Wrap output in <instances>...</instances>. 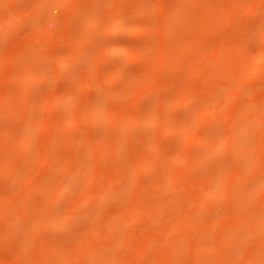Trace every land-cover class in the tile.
<instances>
[{"label":"bare ground","instance_id":"6f19581e","mask_svg":"<svg viewBox=\"0 0 264 264\" xmlns=\"http://www.w3.org/2000/svg\"><path fill=\"white\" fill-rule=\"evenodd\" d=\"M42 1L40 6L44 3ZM148 1H58V6L70 9L71 17L65 16L64 22H75V30L70 34H56L51 18L46 28V38L39 36L47 44L57 41L71 46L67 56L56 59L55 71L48 68L50 54L46 55L45 61L42 60L40 65L34 62V45L40 40H37L35 29L23 38V44L31 47L29 64L8 74V77L2 74L4 67L10 61L14 63L20 60L17 58L18 51L6 53L0 49V78H8L20 86L19 92L18 89L9 92L6 90L5 93L0 90L1 107L12 103H20L21 106L24 103L23 96H28L35 82L48 84L49 81L51 83L52 80L66 77L69 78V88L65 94H60L58 98L57 93L48 92L44 97H36L33 103H66L70 108H76V112L69 111L68 116L64 114V118L56 120L60 133L54 134L51 130L52 136L40 153L52 168L53 174L44 196L47 210L38 212L37 217H41L36 218L38 226L55 230L67 227L74 216L85 213L90 203H103L114 189L121 193L120 190L129 191L131 188V194L132 190L134 194L137 190H143L144 193L140 195H145L139 199L135 196L134 200L131 196L125 198L129 200H125L104 220L102 218L98 226L93 224L87 232V239L94 238V241L89 248L82 243L77 248L75 245L76 250L72 253L76 259L65 254L66 260L64 249L58 246L55 248L56 244L48 243L43 249L40 248L41 256L35 257L36 262L41 260L40 264H52V260L57 257L54 262L56 264H181L178 263L180 259H185L180 261H186L187 264H264V132H260L264 128V107L258 108V105L264 106V66H256L260 62H263L260 65H264V20H257L264 18V15L258 16L264 12V0ZM152 1L153 5H149ZM14 5L15 0H0V42L6 28L11 25L13 29L22 15L16 13ZM148 9L155 12L149 14L156 21L152 28L147 25L148 20L142 21L141 29V24L135 25L134 19H129L138 16L142 18ZM29 11L32 15V6ZM246 16L250 18L247 19ZM154 21L150 20L149 23ZM149 25L152 26V23ZM138 28L139 32L147 31L148 36L156 38L149 37L151 39L148 42L151 43L140 48L124 50L130 52L126 51L130 55V61H144L146 67L142 73L135 75L136 78H128L131 80L125 83L127 96L121 102L125 103L124 110L113 111L100 107L105 103L102 99L105 95L107 97L109 86L118 80L116 64L107 63L106 59L119 53L125 54L123 48L109 47L100 38L118 36ZM207 37H210V41L215 40L213 45L206 42ZM188 54L194 57L188 60ZM82 57L86 58V63L70 75L66 67L81 63ZM251 82H260L262 85L256 90L261 92L249 93L244 99L246 85ZM96 89L101 94L99 101L93 103H104L99 104L100 106L96 104L97 107L94 105L92 108H82L84 103H89L84 99L85 94ZM159 90L163 93L161 98L158 92L160 98L155 102L159 105L154 107L157 109H152L153 113L150 111V115L142 116L137 112L138 103L155 93L157 95ZM196 98L205 101L207 107L201 108L199 112L194 111L193 116L188 115L192 118L183 120V126L178 125L179 120L175 119L172 110L177 105L179 107V104L191 103L192 100L196 102ZM218 103L223 104V110ZM241 103L243 105L240 109ZM253 104L258 108L256 111L252 109ZM99 107L104 108V114ZM20 117L23 119V116ZM26 118L22 132L21 129L12 128L11 137L2 138L9 131L4 132L3 127L0 128V175L5 173L8 160L17 151H28L32 144L35 125L30 116L26 115ZM100 118L110 129H115V133L108 131L107 134L100 135L102 137L99 136L101 140L94 142L82 140L81 151L77 154L70 152L74 146V141H70L69 152L59 154L57 159L56 155H52L53 147L64 140L61 130L63 134L72 130H88ZM50 123L52 121L44 123L46 128ZM213 123L217 127L220 123L221 130L215 131ZM138 127L155 129L150 134L154 136L151 139L148 136L138 137L137 143V136L133 132ZM257 128L259 134L257 140H254L256 142H252L254 144L249 145L240 140L242 134L248 136ZM109 132L111 133L108 134ZM172 135L177 139L176 145L170 146L171 149H164V139ZM8 137L10 146L6 144ZM197 147L202 150L197 151ZM222 152L229 156L227 164L218 156ZM116 155L122 156L116 167L111 171H103L106 169L103 165L106 166ZM215 156L224 164L214 161ZM105 161L107 163H103ZM16 162V159H12L14 166ZM205 167L209 170L204 171ZM145 172L147 174H143ZM148 173L152 176L151 180H154H149L152 183L148 186L137 183L139 185L134 184L128 188L136 180L144 181V177L150 175ZM138 177L143 179L139 180ZM190 177H196V180H190ZM78 182L83 183V188H80L83 190L81 193L80 189L74 193ZM93 184L98 187L94 188ZM68 192H71L72 198L65 213L53 216L49 208L52 209L57 202L63 200ZM162 192H167L168 195L161 198ZM20 197L18 195L13 198L11 216L7 213L9 208H6V200H0V218L3 216L4 223H9L10 219L14 222V219L16 221L23 216ZM221 201L225 205L217 207V202L222 203ZM17 203L19 207L15 208ZM98 210L99 208H91L94 222L98 217ZM214 210H218L217 215ZM202 212L211 213L206 216ZM143 217H148L149 226H144L143 222L135 231L129 222L134 219L137 222L139 218L140 221L145 220ZM125 222L129 224L124 225ZM37 227L35 226V230ZM1 231L3 235V230ZM121 241V249H114ZM111 248L117 252L112 253L116 255L113 259V255L108 256ZM127 248L130 250L129 255ZM237 249H241L240 253ZM86 254L89 258L84 260ZM7 260L0 258V264H16Z\"/></svg>","mask_w":264,"mask_h":264},{"label":"rangeland","instance_id":"374dc122","mask_svg":"<svg viewBox=\"0 0 264 264\" xmlns=\"http://www.w3.org/2000/svg\"><path fill=\"white\" fill-rule=\"evenodd\" d=\"M58 1H60V0H46V1L43 0L42 2H44L45 4L43 3L40 6L41 0H15L14 8H15V10H17L16 13H18V14L22 13V15H21V17L18 18V21L16 22L17 24L13 27V29H12L11 25H9L8 28H6V33L0 42V49L5 50L6 53H11L13 50L18 51L17 58L20 60H17V62H14V63H12L11 61L9 63H7L4 67V72L2 73L3 75H7V77H8V74L15 73L21 67L24 68L25 65L29 64L30 56H31V53H30L31 47L29 44H26V45L23 44V38L27 34L29 35L31 30H34V29L36 30L37 40L40 39L39 36L42 38L43 37L46 38L45 37L46 28H47L48 22L51 18L53 19V30L56 32V34L57 33L59 35L65 34V33L70 34L75 30V22H70V23L64 22L65 16L67 18L71 17L70 9L66 8L65 6L64 7L58 6L57 5ZM200 2H201V0H200ZM153 3L154 2L152 1V3H150L149 5H153ZM31 6L33 7L32 15H30V11H29ZM151 7L154 9V6H151ZM9 9L11 11V7ZM149 10H152V9H148V11H147V12H149L148 15L155 13V12H150ZM0 12H1V10H0ZM147 12H145L144 14H147ZM84 13H86V11ZM144 14H143L142 18L140 16H138V17H135V18L132 17L129 19H134L133 22L135 25L143 23L144 20H148L147 25L150 26V28H152L153 23L155 24L156 21L153 20L154 18L152 19V15L144 16ZM84 15H86V14H84ZM249 15H251V14H249ZM263 15H264V12L262 15L258 14V16H260V17ZM245 18L248 19L250 17L246 16ZM254 18L255 17H253V18L251 17V19H254ZM150 20L154 21V22H151L152 26L149 25V24H151V23H149ZM257 20L262 21V20H264V18H262V19L257 18ZM249 21H247V22L249 23ZM252 21H254V20H252ZM261 21H259V23ZM145 23H146V21H145ZM256 24H257V21H256ZM142 25L143 24H141V27H139V28L143 29ZM254 25H255V23H254ZM139 28L137 30L132 31V32H130L131 30H129L128 32L122 33L118 36L110 35V36H104V37L100 38V41L102 43L108 44L109 47L123 48L122 50L125 52V54L121 53V55H119L120 54L119 53L118 55L110 56L109 58L106 59L107 63L109 62L112 64H116V67L118 69V80L109 86V89L107 91L108 99H107L106 95H105V97H103L104 99H102L105 102V103L103 102L104 105L100 106L99 104H103L100 102H99V104L93 103L96 100L99 101V95L101 94V92L96 89V90H90L85 94L84 99L87 100L89 103H84L82 108H92L94 105H95V107H97V105H99L100 107L104 106L105 109L110 108L113 111H121V110H124L126 108L125 103H121L125 99V97L127 96V95H125L126 94V90L124 88L125 83L128 80L129 81L131 80L128 78L134 79V78H136L135 77L136 74L138 75V73H140V72L142 73V71H144V68L146 67V64L144 63V61H141V60H139V61H132L131 60L130 61V55L127 53L129 51L124 50V49L128 48V49H131V51H132V49H134V48H140V47L146 45L147 43H151L148 41L151 39L149 37H151L152 35L148 36L149 35V34H147L148 32L147 31L143 32L144 30L139 32V30H140ZM174 29H176V28H174ZM135 31H138V32H135ZM176 31H178V30H176ZM173 33H175V32H173ZM179 34L181 35V33H179ZM172 36H174V35H172ZM178 36L179 35H177V37ZM210 36H212V35H210ZM213 36H215V35H213ZM175 37H176V35H175ZM152 38H156V36L155 37L152 36ZM208 38H210V37H207L206 42L210 43V46L213 45V41H215V40L210 41ZM213 38H215V37H213ZM153 40H155V39H153ZM153 40H152V42H155ZM20 41H21V45H19ZM34 47H35L34 48V57H35L34 62L36 61L37 64L40 65L42 60H44V58L46 59V55L50 54L49 55V67L48 68H50L52 71L56 70V59H60L64 56H67V54L70 52V48H71L69 43L66 44V43H62V42L59 43L57 41H54L50 44H47L46 40H41V39L39 41H36V45H34ZM126 54H128V55H126ZM187 57L188 58H186V59L189 60V58L191 59L194 56H192V54H188ZM259 59H261V58H259ZM85 63H86V58L82 57L81 63L74 64L72 66L68 65L66 67L68 73H70V75H73L72 73H75L77 70H79L80 67L83 66ZM257 63H259V62H257ZM262 63L263 62H260V64H262ZM260 64H257L256 66H264V65H260ZM180 72L181 71H179L178 73H180ZM180 75H181V73H180ZM0 77H1V75H0ZM172 79H173V77H171V82H172ZM176 80H178V79H176ZM180 81H182V80H180ZM255 81H257V80H255ZM177 82H179V80ZM182 82H184V81H182ZM178 85H180V84H178ZM260 85H262V84H260V82H258V84L251 82L248 85H246L245 94H244L243 98L246 99V97L249 93L250 94L251 93L252 94L259 93L260 94L261 91L257 92V90H256V89H258V87ZM68 88H69V78H66V77L60 78L56 81L52 80L51 83L49 81L48 84H46L44 82H35L34 85L32 86L31 92H29L28 96H26V97L23 96V98H24L23 102L24 103H22L21 106H20V103H17V104L12 103L10 105H2L3 107L0 106V111H2V116L0 117V128L3 127L2 129L4 130V132L6 130L9 131V133L5 132V134L2 135V138L4 137V139H5V138H7L6 136L11 137L12 128L21 129L20 132H22V129L25 126L24 119L26 118V115L30 116L32 123L35 125L32 144L29 146L28 151L27 150L26 151L25 150L17 151L15 153L14 157L13 158L11 157V159L8 160V164H7L5 173L0 175V200L1 199L6 200V208H9L7 210V213L10 216L12 214V209H13V198L15 196H18V195L21 196L20 198H22L21 203H22V209H23V216L18 217V219H16V221L14 218H12V219H14L13 220L14 222H12V220L10 219L9 223L8 222L4 223L5 220H3L4 218H2L3 216L1 217L3 221L0 218V231L3 230V235H1V233H0V258L4 257L8 260L14 261L16 264H30L31 262L33 264H40L39 261H41V260L36 262L35 257L41 256V255H39L41 252L40 248L43 249V246L47 245L48 243H51V244L53 243L54 245L56 244L55 248L60 247V248L64 249L63 254H64V257L66 260H68V259L66 258L67 255H65V254L71 255V256H67V257H72V259H76L77 257L75 258V256L72 253L74 251V249L76 250L77 246L80 243H82L84 245V247L86 246V248H89L90 245H92V243L94 241V238L87 239V232L90 230V227L93 224H94V226H98L99 222H101L102 218L104 220L107 216L110 215V213L113 210H116L118 207L121 206V204H123L129 200V199L127 200L125 198H130V196H131V197H133L132 200H134L135 196L137 197V199L145 196V195H143V196L140 195L141 193L142 194L144 193V192H142L143 190L141 192H140V190H137L135 192V194L133 193V190H132V194H131V188L130 187L132 185L137 184V183H141V184L145 183L144 185L148 186L150 183H152L154 181V180H151L152 176L150 174L153 172H150V173H148L150 175H146V177H144L145 179L138 177L139 180L143 179L144 181L139 182L136 180L132 184H130V186H128V188H130V190L128 189L129 191H125V189H123V190H120L121 193H117L118 191L115 192L116 189H114L115 191L111 190L112 193L110 192L111 193L110 196L108 198H106V200H104L103 203H99V204L90 203L88 208L86 207L85 213L79 214L78 216H74L71 220L72 221L71 224L68 225L67 227H63L60 229L57 228L58 230L57 229L55 230L53 228L47 229L46 227L40 228L38 226L39 221L37 219L41 218V217L40 218L37 217L38 212L39 211L41 212V210H43V209L45 211L47 210L46 209L47 205L44 204V196H45L46 187L48 185V181L50 178H52V174H53L52 168L50 166H48L47 160L42 155H40V153L43 149V146L46 144V142L52 136L51 130L53 131L54 134L60 133V130H59V127L57 126L56 120L59 117L64 118L65 117L64 114H66V116H68L69 114L67 115V113H69V111H71V112L75 111L76 112V108L75 107L70 108V106L66 105V103H33V101L36 99V97L46 96V94H49L48 92L57 93L59 95L58 96V98H59L60 94H62V95L65 94L66 91L68 90ZM14 89L15 90L18 89V92H19L20 86L18 85V83L16 84L8 78H6L4 80L0 78V90L1 91H3L5 93L6 90H8V92H9V91L14 90ZM163 90L165 91L166 89H163ZM162 93L159 90V91H157V95H155L156 94L155 93L154 96H152L150 98L142 99L140 101V103H138L137 112H139L143 116V115L149 114V112L152 109H154V111H155V109H157V108H154V107H157L156 106L157 103L155 101H157L160 97L162 98ZM158 94L160 95V97L158 96ZM164 95H167V94H164ZM169 97H171V96H169ZM200 98H202V97H200ZM200 98L199 99L196 98V102L194 101L195 103L192 102L193 101L192 100L191 103L179 104V107H177L178 106L177 105L174 108V110H172V112H174L172 114H174L175 119L179 120L178 125L183 126V123L186 120V118H189V119L192 118L191 116H188V115L193 116V114H195L194 111L199 112V110H201V108L204 109L205 107H207L205 101L204 102L200 101L201 100ZM197 99L201 103H199V101H197ZM215 104H217V103H215ZM157 105H159V104H157ZM218 105H219V107L222 106L221 109L223 110V107H224L223 104L218 103ZM242 105L243 104L241 103V105L239 107L240 109H241ZM217 106H215L216 109L219 108ZM100 107H99V109H100ZM263 107L264 106L258 105V108L263 109ZM104 108L100 109L102 114H104L103 113ZM160 108L162 109L163 107H160ZM258 108L255 104H253L252 109L254 111H256L255 109H258ZM163 110H164V108H163ZM163 110H160V111H163ZM20 116H23V119ZM50 121H52V124L50 123L49 127L46 128L44 123H48ZM101 122H102V120L100 118V120L95 122L96 125L91 127L88 130H83V131L72 130V131L66 132L64 134L61 130V135L63 136L64 140L61 143H57L53 147V149L51 151L52 155L53 156L56 155L55 158L57 159V157H59L58 156L59 154L63 155L64 153L69 152V142L70 141H74V146H72V147L70 146L71 147L70 152L72 154H77L81 151V148H82L81 147V141L82 140H86L89 142L90 141L94 142V140L98 141V140H101L100 137H102V136H100V135H102V134L104 135V134H107L108 131L113 132L115 130V129L114 130L110 129L108 126H106L104 121L102 123ZM213 125L216 128L215 131L221 130L220 128L222 127V125L220 123L218 125L220 128L217 127L216 123L215 124L213 123ZM101 126H102V128H101ZM104 126H106V128ZM206 127H204V128L206 129ZM141 128L142 127H138L133 132V134L137 136V140H135L136 142L139 141L138 137L142 138V137L148 136V138H150L151 136H154V135H150V134H152V132H155L154 131L155 129L149 130L148 128H143V129H141ZM210 128H211V126H210ZM101 129H103V130H101ZM150 129H152V128H150ZM254 129L252 131L253 133L250 132L251 136L250 135L247 136V135L242 134L240 140L248 143L249 145L254 144L252 142L254 140H257L258 134H259L258 128L256 130H254ZM104 131H106V132H104ZM111 132H109L108 134H110ZM260 132H264V128L261 129ZM113 133H115V132H113ZM97 136H98V138H97ZM10 137H8V141L6 143L9 146H10V143H9ZM251 137L252 138L255 137V139L252 140ZM130 138H132V135ZM176 140L177 139H175V136H173V135H172V137L167 136L163 141L164 149H168L170 146H173V145L175 146ZM131 141H133V140H131ZM254 142H256V141H254ZM137 143H139V142H137ZM129 145H131V144L129 143ZM135 145L136 144H134V146ZM138 145H140V144H138ZM197 148H195V149H197V151L202 150V149H200V147H197ZM169 149H171V148H169ZM218 156L220 157V160H224V162L226 164L229 162V156L227 154H225V152L220 153V155H218ZM120 157L122 159L121 155H116V157L112 158L111 162H108V163L106 161L103 162V163H107L106 166H105V164L103 165V163H102V165L104 166L103 168L106 167V169L103 171H106L107 169H109L110 171L113 170V168L116 167V165L120 161ZM216 158H218V157L215 156L214 161L216 160L220 164L221 163L224 164L223 161L220 162ZM12 159H16V161H17L15 166L12 163ZM104 160H106V159H104ZM33 161H36L35 162L36 164H33ZM206 168H208V167L203 168V170L208 171L209 169L206 170ZM199 171L201 172V170H199ZM143 174H147V173L145 172ZM197 174H199V173H197ZM155 176H157V174H155ZM195 176H197V175L195 174ZM149 180H151L152 182H149ZM190 180H196V177H190ZM29 182H30V184H29ZM137 185H139V184H137ZM76 186H75V189L73 190L74 193H77V191L80 188H83V187H81V186H83V183L78 182V185H76ZM93 187L97 188L98 186H97V184H93ZM183 188L184 187H182V190H184ZM134 189H135V187H134ZM138 189H140V188H138ZM81 190H83V189H80V193H81ZM144 190L146 191V189H144ZM71 192L70 193L68 192L67 195L64 197V199L57 202L52 209L49 208V210H52L53 216L65 213V210L67 209L66 207L68 206L69 201L72 198ZM165 195H168L167 192L160 193L161 198H162V196H165ZM158 197H159V195L157 196V198ZM223 202L222 203L217 202L218 203V204H216V205H218L217 207L222 205ZM223 205H225V204H223ZM230 205H231V203H230ZM228 206H227V208H228ZM17 207H19L18 203L16 204L15 208H17ZM91 208L92 209L99 208L98 217H97L95 222H94L95 217H93L94 216L93 213L91 214ZM220 208H221V206H220ZM220 208H218V209H220ZM29 209H31V210H29ZM33 209L35 210L34 213L32 212ZM17 211H19V210H17ZM216 211H218V210H214L213 212L216 213ZM207 213H211V212H206L203 214H206V216H207L208 215ZM219 214L220 213L218 212V215ZM216 215H217V213H216ZM42 216H46V215H42ZM56 217L57 216H55V218ZM91 217H92V219H91ZM143 218H146V219L140 221L139 219H141V218H139V219H137V222L134 221L135 219L132 220L131 222H129V223H132V227L135 231L138 230V228L140 227L139 225L143 222H144V226H146V227L149 226L150 223H149L148 217H143ZM154 221H156V219H154ZM41 222H42V220H41ZM49 222H50V220H49ZM133 222L135 225H133ZM126 223L127 222H125L124 225L129 224V223H127V224ZM14 226H15V229L13 228ZM35 226L36 227L38 226L36 228V230H35ZM137 226H138V228H137ZM124 228H126V227H124ZM142 228H143V226H142ZM13 229H14V231H13ZM122 232H123L122 234H124L125 230ZM30 234L32 235V237H30L31 236ZM212 238H209V239H212ZM209 239H206V240L208 241ZM215 240H216V238H215ZM35 242H36V248H35ZM207 243L212 244V242H207ZM122 244H123L122 241H121V243L119 242V245L117 244L118 246H116V247L114 246V249L115 248L118 249V247L121 249L120 246H123ZM56 246H58V247H56ZM240 247H241V245H240ZM111 249L108 252L109 253L108 256L113 255L112 253H114V252L117 253L116 251H113V248H111ZM240 250L237 249V252L239 251L238 253H240ZM123 251H124V249H123ZM120 252H121V250H120ZM126 252H128L127 253L128 255L130 254L129 249ZM122 255H125V254H122ZM73 256H74V258H73ZM114 256H116V255L111 256V258ZM31 258H32V261L30 262ZM56 258L57 257H55V259L52 260V264H56V263H54L58 259V258L57 259ZM88 258H89L88 254H86L84 256V260H86ZM180 260H185V259H180ZM180 260H178V263H181V264L186 263V261H180ZM50 263L48 262L47 264H50ZM43 264H44V262H43Z\"/></svg>","mask_w":264,"mask_h":264}]
</instances>
